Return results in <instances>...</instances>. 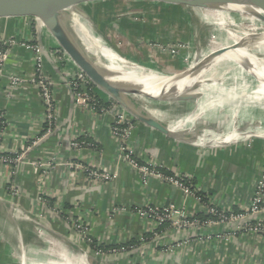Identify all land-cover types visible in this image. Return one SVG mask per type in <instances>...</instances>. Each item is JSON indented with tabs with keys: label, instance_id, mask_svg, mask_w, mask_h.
I'll list each match as a JSON object with an SVG mask.
<instances>
[{
	"label": "crops",
	"instance_id": "crops-1",
	"mask_svg": "<svg viewBox=\"0 0 264 264\" xmlns=\"http://www.w3.org/2000/svg\"><path fill=\"white\" fill-rule=\"evenodd\" d=\"M185 7L184 12L195 10ZM36 21L6 17L0 19V26L6 38H36L47 51L60 48L45 25ZM113 28L125 32L130 41L138 38L139 42H146L160 36L164 39L156 25L143 27L131 18L117 20ZM173 34L170 33L171 38ZM189 40L195 42L193 38ZM44 59L46 72L54 81L59 118L51 135L44 134L45 111L40 89L33 81L32 52L21 46L12 47L4 70L6 77L0 82V121L4 132L1 153L15 156L29 147L21 163L0 162V255H20L26 264L41 257L60 258L68 231L65 218L71 217L89 227L97 245L105 248L104 255H119L115 263L120 260L125 264H264V232L240 230L226 238L231 231L223 226L198 233L178 231L169 224L158 228L137 215L135 209L140 206L174 203L189 215L202 217L205 207L196 196L186 195L158 178L151 177L144 184L141 174L123 160L111 134L113 115L108 111L92 112L73 100L68 81L79 67L72 58L64 63ZM148 67L170 74L162 72L153 61ZM13 74L21 75L25 83L11 88L9 78ZM99 92L103 106H110L111 98ZM151 105L156 112L159 105ZM253 108L248 107L247 114L256 115ZM207 115L202 114L188 132L191 138L208 142L205 147L190 145L138 121L131 146L142 161H152L161 170L185 178L184 183L205 201L241 211L251 204L262 174L264 139L255 138L251 148L243 146L245 143L218 147L192 133L198 124L213 127L224 120L210 121ZM76 139L92 146L74 148L71 142ZM97 167L117 178L108 183L92 181L85 169ZM10 185L19 195L12 196ZM59 209L64 218L57 217ZM258 219L264 220V211L253 221ZM39 226H45L41 235L37 231Z\"/></svg>",
	"mask_w": 264,
	"mask_h": 264
},
{
	"label": "rangeland",
	"instance_id": "rangeland-1",
	"mask_svg": "<svg viewBox=\"0 0 264 264\" xmlns=\"http://www.w3.org/2000/svg\"><path fill=\"white\" fill-rule=\"evenodd\" d=\"M185 9H187V7H185L183 4L170 3L164 0H104L84 4L81 10L88 16L80 18L90 28L94 36L99 39L100 43L102 42L101 44L116 52L121 59L145 68H149L148 64H151V61H153V63L156 64L162 70V72H170V75H173L185 72L189 68L195 67L208 59V57H205V53L212 44L216 27L219 26V23L216 20L208 22L207 19L204 18V13L211 9L203 7L195 8V10H189L190 12H184ZM224 10H226V12L228 13L230 12V16L232 19L239 17L243 12V16H255V13L245 10L241 12L239 11L240 9L234 10L225 8ZM26 17L31 21V23L33 21L37 23V18L35 16ZM262 17L264 21V14L262 15ZM123 18H131L135 22L142 23L143 27L156 25L158 27V30L162 34H164V39L160 38V36L152 41L146 40V42H139L138 38L136 40L130 41L125 36V32H118L113 28V24L116 23L117 20ZM245 23L239 25L238 29L242 31H249L250 34L255 33L254 36L259 40H261V38H264V22L261 23V26L257 23ZM171 32L174 33L172 38L170 37ZM190 38H193L195 42H191L192 40H189ZM225 40L226 41L224 42H231V40ZM60 49L64 51L62 47H60ZM101 49L102 48H100L95 53L93 52V54L100 60L106 59L105 61L108 62V59L103 55ZM67 57L69 56L67 55ZM193 64L195 65L192 66ZM78 70H80V68H78ZM227 82L229 84V81ZM199 87L200 86L196 84V89H198ZM218 89L219 88L215 90ZM99 91L101 90H99L93 83H91L81 92L83 94L87 92L90 96L94 95L93 97H95V99H101L99 97ZM191 91H194V89ZM208 94L209 92L207 93V95ZM226 94L224 95V97L233 99L234 94ZM197 101V98H192L190 100H185L182 102L178 101L175 103H168L167 100L155 102L150 98H146V101H142V103L143 105L152 106L151 104L155 102V104L159 105L158 112H161L160 114L163 113L169 121L171 120V114H169L170 112L177 111L175 113L177 114L179 112V116H185L191 109L196 108ZM214 103L219 104L220 106L222 104H225V102H223V99H217ZM173 104H175L176 106L174 107ZM198 106L201 105L198 104ZM263 114L264 112L256 114L255 118L249 122L246 119L242 118L240 126H237L238 133H245L248 130H252V128H257V130L264 132ZM233 130L234 128L230 127L224 119L219 123L218 126L216 125L211 128L198 124L194 128V131L192 133H196L200 138H203L204 140L206 139L210 142H214L217 146L219 145L220 147L225 145H234L237 143H245V145L243 144V146L251 148L254 144L255 138L264 139V136L252 135L248 139H242L241 137H238V139L240 140L238 142L236 141L238 139H233L235 141L223 143L222 137L219 136L221 134L224 136H229L235 131ZM32 142H34V140ZM21 154L22 153H18L16 154V156H20ZM7 165L12 164L7 163ZM10 183L11 182H9V184ZM11 187L12 196L16 197L17 195H19V191L13 186ZM61 212L62 211L60 209L56 212L57 217L64 218V215ZM40 223L42 225H45V223ZM65 224L68 226V231L65 232L64 248L66 247L67 249H73L80 254L85 252L89 255L87 258L91 264H122L120 260L119 262L115 263V261L119 259V255H114L110 258L108 255H104L102 250L97 248L99 245H93V240L95 238L90 234L89 227L85 225L83 221H76L71 217H67L65 218ZM44 228L45 226H39L37 228L38 233H43L45 231ZM49 256L53 257L54 255ZM51 261L52 263H54L55 260ZM0 264L25 263H23L20 255H0Z\"/></svg>",
	"mask_w": 264,
	"mask_h": 264
},
{
	"label": "bare ground",
	"instance_id": "bare-ground-1",
	"mask_svg": "<svg viewBox=\"0 0 264 264\" xmlns=\"http://www.w3.org/2000/svg\"><path fill=\"white\" fill-rule=\"evenodd\" d=\"M224 9L215 7L204 13V18L208 22L216 20L219 23L215 29L212 44L205 53V57L208 59L206 62L186 70L183 80L181 79L180 82H178L179 75L182 73L163 74L157 70L154 71L121 59L116 52L101 44L102 42L100 43L83 21H75L76 23L74 22L70 26L73 31L80 34L92 52L102 48V53L108 59L109 65L98 61V67L113 84L121 88L137 87L150 95V99L155 102L171 101V98L174 97L197 95V106L198 104L201 106L191 109L185 116H179V112L175 113L177 111L170 112L169 124L178 131L179 136H183L194 127L196 120L202 114L207 115L209 113L207 116L210 121L225 119L227 124L234 128L235 131L233 130L231 135L224 136L221 134L219 136L222 137L224 143L238 139V137L248 139L252 135L264 136V132L257 130V128H252L245 133H238L237 131V126H240L242 118L248 122L255 118L254 114H247L246 109L248 107H254L255 114L264 112V38L259 40L254 36L255 33L250 34L249 31H242L238 29V26L245 22L257 23L261 26V23L264 22L262 17L264 13H256L255 16H243L244 12L240 9L239 11L243 13L232 19L230 12L228 13ZM226 9L237 10L234 7H226ZM225 39L231 40L232 44L229 41L224 42ZM209 56L213 58L210 59ZM119 71L122 74H118L121 73ZM170 82L175 83L170 84ZM166 84L168 85L166 86ZM196 84L200 86L198 89H196ZM217 88L219 89L215 90ZM193 89L194 91H191ZM99 90L101 89L99 88ZM101 92L108 96L103 90ZM226 93L234 94L233 99L224 97ZM217 99H223L225 104L221 106L215 104ZM140 101L145 102V99L141 97ZM88 256L85 252L80 254L65 247L63 248V255L54 263L51 261L53 259L47 258L46 260L41 257L40 260L30 264H91L88 261Z\"/></svg>",
	"mask_w": 264,
	"mask_h": 264
},
{
	"label": "built area",
	"instance_id": "built-area-1",
	"mask_svg": "<svg viewBox=\"0 0 264 264\" xmlns=\"http://www.w3.org/2000/svg\"><path fill=\"white\" fill-rule=\"evenodd\" d=\"M15 46H21L25 50L32 52V60L35 66L33 81L36 82V86L40 89L41 101L45 111L46 126L44 127V134L51 135L58 125L59 118L54 102V81L46 72L45 59L39 40L35 38L31 41H21L14 38H6L0 26V82L6 77L4 70L10 50ZM48 50L55 62L64 63L67 61L68 54L59 47H52ZM70 77L68 84L72 89L73 99L77 105L85 106L95 113L98 111H108L113 115L110 128L111 134L118 144L123 160L141 174L142 182L147 184L151 177H155L181 189L186 195L192 194L196 196L203 204V207H205L203 213L205 214L204 216L207 217L202 218L200 216L189 215L184 208L171 203L162 207H154L152 205L137 207L135 209L136 214L143 220H150L158 228L169 224L178 231H193L194 233H198L207 228L223 226L231 231L226 235V238L228 235L236 234L237 231L240 230L264 232V220L258 219L253 221L257 218V215L264 211V162L262 164V174L255 185L252 202L248 207L241 211H235L233 209L221 207L220 205L211 204L209 201H205L203 197L198 194L196 195L194 191L184 183L185 178L176 177L163 172L152 163V161H142L141 158L137 156L130 143L137 121L116 102L112 101L110 106L105 107L100 99H95V97H93L94 95L90 96L87 92L83 94L81 91L87 88L92 81L82 70H76L74 75ZM9 80L11 88H16L25 83L23 77L18 74H13L10 76ZM2 124L3 123L0 121V143L4 134ZM71 145L77 149L92 146V144L87 141H80L77 139L73 140ZM28 150L29 147L25 152ZM25 152H22L23 155L20 156L4 155L1 153L0 145V162L5 164H19L22 162ZM85 172L92 181L108 183L117 178L116 174L99 167L86 168ZM154 235L156 236L158 234L155 232ZM222 236L225 235L222 234ZM113 252L117 251L113 250ZM122 264L125 263L122 262Z\"/></svg>",
	"mask_w": 264,
	"mask_h": 264
},
{
	"label": "water",
	"instance_id": "water-1",
	"mask_svg": "<svg viewBox=\"0 0 264 264\" xmlns=\"http://www.w3.org/2000/svg\"><path fill=\"white\" fill-rule=\"evenodd\" d=\"M98 1L104 0H0V18L35 16L38 21L41 23L43 22L45 27L55 37L59 46L64 49L69 57L72 58L80 70H82L89 77L92 83L98 89L100 88L103 90L112 101L119 104L133 119L144 124L148 128L170 137L179 138L181 141L190 145L199 147L207 146L208 142L193 139L189 136L188 132L183 136H179L178 131L171 124H169L167 120L162 119V115L158 112V108H156L157 110L154 112L150 106L143 105V103L140 101L141 97L146 101V98H151L150 95L134 86L121 88L120 86L113 84L99 69L98 61L107 66L109 65L108 62L105 60H100L97 56H95L93 52L85 45L83 38H81L76 31H73L70 26L75 21H82L80 17L88 16L81 10L84 4ZM164 1L183 4L193 8L204 7L212 9L215 7H234L237 9L250 11L255 13V15L256 13H264V0ZM40 47L44 57L48 58L53 63L54 60L42 42H40ZM118 74H122V72ZM184 75L185 72H182V74L179 75L180 79L178 82H180L181 79L183 80ZM123 82H125V80ZM171 83L174 84L175 82H170V84ZM167 85L168 84H166V86ZM196 97L197 95H191L188 97H174L171 98V101L168 100V103H173L176 101L182 102Z\"/></svg>",
	"mask_w": 264,
	"mask_h": 264
},
{
	"label": "trees",
	"instance_id": "trees-1",
	"mask_svg": "<svg viewBox=\"0 0 264 264\" xmlns=\"http://www.w3.org/2000/svg\"><path fill=\"white\" fill-rule=\"evenodd\" d=\"M102 103V102H101ZM163 172H165L164 170H162ZM165 173H167V172H165ZM167 174H170V173H167ZM202 218H207V217H205V216H202ZM163 227V226H162ZM93 245H97V242L95 241V240H93ZM97 248H99L100 250H103V249H105L103 246H98Z\"/></svg>",
	"mask_w": 264,
	"mask_h": 264
}]
</instances>
